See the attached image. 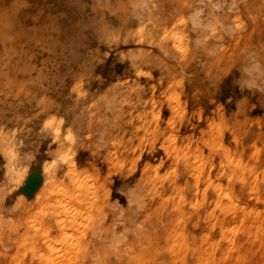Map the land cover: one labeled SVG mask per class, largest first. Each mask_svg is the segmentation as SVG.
Wrapping results in <instances>:
<instances>
[{
	"label": "rangeland",
	"instance_id": "1",
	"mask_svg": "<svg viewBox=\"0 0 264 264\" xmlns=\"http://www.w3.org/2000/svg\"><path fill=\"white\" fill-rule=\"evenodd\" d=\"M0 264H264V0H0Z\"/></svg>",
	"mask_w": 264,
	"mask_h": 264
},
{
	"label": "bare ground",
	"instance_id": "2",
	"mask_svg": "<svg viewBox=\"0 0 264 264\" xmlns=\"http://www.w3.org/2000/svg\"><path fill=\"white\" fill-rule=\"evenodd\" d=\"M77 1V0H76ZM144 3V2H143ZM83 5V3H82ZM145 6V5H144ZM147 9V8H146ZM142 11V10H141ZM148 12V11H147ZM60 15L64 14L62 12H59ZM59 15V16H60ZM197 16H198V11H194L190 14V21L192 23L193 26H197L199 25L198 21H197ZM66 17V16H65ZM70 21V20H69ZM5 22V21H4ZM76 23V22H74ZM79 24V22L77 23V25ZM31 172L25 171V172H14L12 169L6 170L4 172L3 175V184L7 187H23L27 181V179L29 178ZM42 178L43 179H50V172L48 171H44L42 173ZM62 237V236H61ZM62 240V239H61ZM58 242L60 241L57 240ZM57 243V242H56ZM62 251V250H61Z\"/></svg>",
	"mask_w": 264,
	"mask_h": 264
},
{
	"label": "water",
	"instance_id": "3",
	"mask_svg": "<svg viewBox=\"0 0 264 264\" xmlns=\"http://www.w3.org/2000/svg\"><path fill=\"white\" fill-rule=\"evenodd\" d=\"M38 173L39 174V169L38 168H36L33 172H31L30 173V176H29V178L28 179H30V177H31V179L30 180H28V181H26V183H25V185H24V187L23 188H19V190L17 191V192H22V190H24V191H32L33 189L32 188H29V183H30V181L32 180V175L34 174V173ZM38 182H36V183H34V185L37 187L38 186ZM32 194H34V192L33 193H30V194H26V196H27V198H31L32 197Z\"/></svg>",
	"mask_w": 264,
	"mask_h": 264
}]
</instances>
